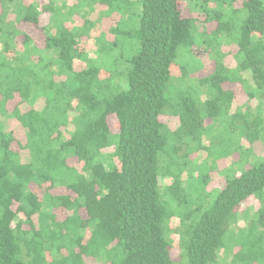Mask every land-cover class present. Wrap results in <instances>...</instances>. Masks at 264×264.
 <instances>
[{
    "label": "trees",
    "instance_id": "16d2710c",
    "mask_svg": "<svg viewBox=\"0 0 264 264\" xmlns=\"http://www.w3.org/2000/svg\"><path fill=\"white\" fill-rule=\"evenodd\" d=\"M66 2L0 0V264H264V0ZM96 10L112 21L91 57Z\"/></svg>",
    "mask_w": 264,
    "mask_h": 264
},
{
    "label": "rangeland",
    "instance_id": "374dc122",
    "mask_svg": "<svg viewBox=\"0 0 264 264\" xmlns=\"http://www.w3.org/2000/svg\"><path fill=\"white\" fill-rule=\"evenodd\" d=\"M39 1H40V3H43V4L47 2V0H39ZM66 1H67L66 3L69 4V5L73 4V0H66ZM133 1H135V0H133ZM185 1L186 0H180V2H181L180 5H181V8L184 11V13L187 14L188 11H186L187 8H185L187 2H185ZM139 5H140V12H141L142 4L139 3ZM192 6H194V5H191L189 8L192 9ZM130 11H133V9L129 10V8H127V6H124V5H119L117 7V9H116L117 13H120V15H123V17L119 16V19L123 20L122 24H121V30L127 29L129 27H135V26L138 27V25H139V20L140 19L138 17V14L140 12L136 16H132V15L130 16ZM43 15H44L43 16L44 17L43 23H45L44 26H49L50 25V21H48V18L50 17V15L48 13H44ZM90 15H91L90 18L92 19V21L95 22V24L92 27V30L90 31V33L88 35H84L83 37L80 38V40H79L80 41L79 42V48L87 50L89 56L96 57L99 54L98 49H97V47L99 45V43L97 41V37L100 35V33L103 30L104 31L108 30L112 20L109 19V18L101 16L98 10L94 11L93 13L90 12ZM111 15H113V13ZM85 19H86L85 17L73 15L72 20L67 21L66 24H67V26L74 28L75 26L77 27V26L83 25ZM19 25L22 27V29L24 31L28 32L30 35H33L34 38L37 39L41 45H43L44 35L42 34V32L39 29H37V31H39L40 34H39V36H37V34L35 33L36 28L28 26V25L25 26L22 23H20ZM19 25H18V27H19ZM194 32H195V36L197 34H200L199 33V27H197L196 25H195V28H194ZM110 37H114V35L113 34H108L107 39H110ZM120 38H121L122 41H121V43H118L117 46H116V51H117L118 57H121V56L124 55V57L128 58L129 55L133 53V49L135 48L136 45H137V50L140 47L139 41L137 39L130 38L129 36L125 37V36H121V35H120ZM210 38H213V37H210ZM219 39L222 40V38H219ZM0 48H1V45H0ZM230 48H231V46H225L223 48L224 51L227 52V55H228L227 63H228L229 66L235 64L233 53L228 52L230 50ZM181 51L182 50H179L175 62L179 63V61H182V62H184V64H188L189 63L190 64V65L188 64L189 67H191L192 69H196L195 67L199 65L200 59H197V58L189 59L190 57H188L185 53H183ZM126 67H127V64H123L119 68V71L124 73L125 77H126V71H127ZM244 76L250 81V83L252 85H254V81H252L251 72L250 71L246 72L244 74ZM195 92H196V90H195ZM169 96H171V95H169ZM245 99H247V96L243 95V96H241L240 101H244ZM254 105H255V102H251V106H254ZM163 120L164 121H168V123H169V125L171 126L172 129H175L179 125V120L177 118H174V117H170L169 116L168 119H167V117H165V118H163ZM109 124H110L111 128L114 131L118 129V120L116 119L115 116H113V115L109 116ZM9 125H10V127H14L15 126V120H11L10 119L9 120ZM218 128H219V131H221V127L219 126ZM237 136H238V134H237ZM17 137H18L19 140L24 142L25 135H24V133L22 131L17 132ZM249 144H250V141H248L247 138L243 139L242 145H247L248 146ZM106 151L111 152L113 150L109 148ZM254 151L256 152V154H259V155L264 153L262 151L261 146L258 143H254ZM203 155H205V153H203ZM236 158H238V153L235 154L234 156L230 157L229 159H227L226 160V165L228 163L232 162ZM220 167H224V166L220 165ZM181 175H182V177L186 178V180L190 179L189 176H187V170L186 169H184V170L182 169ZM220 179H221L220 177H217V180L213 181L215 183L212 182V187H218L220 182H221ZM164 182H166V184H167V182H169L168 178H165ZM36 186L37 185H35V187ZM37 190L40 191V193H43L44 190H45V185H43L41 187H37ZM56 191L59 192V193L67 192L66 188H64V187H60ZM22 217H23V215H22ZM239 223H240V226L244 225L243 221H240ZM173 227L174 228L177 227V225L174 222H173ZM173 237L176 240H178V234L174 233ZM220 259L221 260H220L219 264H230L228 262V259L225 258L224 256H223V258H220Z\"/></svg>",
    "mask_w": 264,
    "mask_h": 264
}]
</instances>
